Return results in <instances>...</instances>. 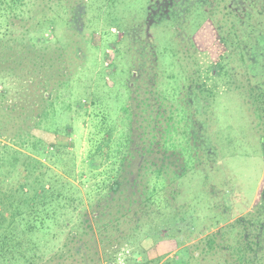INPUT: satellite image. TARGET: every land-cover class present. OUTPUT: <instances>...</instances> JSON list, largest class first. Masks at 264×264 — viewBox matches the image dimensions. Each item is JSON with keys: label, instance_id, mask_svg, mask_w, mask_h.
Segmentation results:
<instances>
[{"label": "rangeland", "instance_id": "1", "mask_svg": "<svg viewBox=\"0 0 264 264\" xmlns=\"http://www.w3.org/2000/svg\"><path fill=\"white\" fill-rule=\"evenodd\" d=\"M90 2V5L93 4L90 9L92 13L88 10L85 17L87 26L80 31L84 36L80 49L86 61L85 68L77 78L80 85H76L74 96L82 95L84 86L90 84L87 85L88 80L94 81L90 76L95 78L101 66L109 61L114 63V70L124 74L122 78L127 77L128 73L139 77V60L135 56L141 55L137 51L146 52L148 61L145 59V63L155 66L157 80L162 82L159 89L172 92L168 99L171 101L166 102L167 107L177 109L175 112L184 120L182 125L185 131L189 130L186 122L190 116L198 125L192 141L198 160L189 161L183 141L182 150L173 147L171 151L168 147L177 160V166L184 170L183 176L174 185L176 189L171 185L167 187L161 201L157 202L159 211L155 207L154 210L151 206L141 205V200H145L141 195L140 198L131 197L129 208L125 196L120 195V200L117 197L113 202L115 197L107 187L111 182L103 184L106 179L103 171L108 170L110 163L104 164L106 155L102 153L100 156L101 167L85 161L88 152L100 146L105 137L104 131H110L111 126L114 131L111 146H116V141L120 140V124L109 126L106 121L103 131H99L98 118L93 121L88 103H82L83 107L72 104L71 109L59 117L60 123L57 125L49 124L30 130L48 145H66L73 155V181L81 190L82 208L87 212L90 226L95 232L94 243L87 232L83 234V240L77 243L86 247H82L79 253H61L68 235L80 226V220L74 214L73 223L62 233L40 241L42 259L39 264H44L49 258L59 259L61 255L71 262L73 260L69 258L75 257L77 261L74 264H165L173 258L176 264H183L188 255L182 257L185 248L187 253H196L194 246L206 235L249 211L257 203L264 187V158L260 135L255 129L260 121L254 116L251 104L255 94H252V88L258 87L264 92V11L260 9L258 13L246 4L238 7L236 15H225L220 9L214 10V0H178L174 4L160 1L165 14H158L157 9L150 8L152 0ZM257 2L261 4V0L255 4ZM259 4L256 5L258 9ZM172 7L174 9H170ZM245 14L248 17L245 18ZM148 15H161L162 21L147 23ZM62 33L58 26L53 36L51 33L45 36L54 44L58 35L63 38ZM225 34L231 37L230 43L237 49L238 57L231 54L232 49L226 45V48L221 47L220 52L224 53V57L219 61V45L216 43ZM127 35H140L144 41L143 48L139 44L135 46L134 38H127ZM119 39L125 41L124 44ZM115 41L118 42L113 43ZM112 46L114 50L110 48ZM132 64L136 66L132 67ZM95 80L100 84L99 78ZM120 80L116 77L114 92L119 91L118 97L123 98L126 93ZM3 83L9 92L5 97H0V108L18 102L17 85L10 78L4 79ZM99 86L103 93L108 91L103 83ZM66 97L68 94L63 93L59 101ZM62 101L59 103L62 104ZM56 108L63 109L58 103ZM109 111L116 118L115 105H110ZM56 127L60 132L52 130ZM67 128H70V135H66ZM16 131L17 125L3 117L0 109V134L11 136ZM177 133L179 140L186 137L181 130ZM166 137L170 138V134ZM0 142L9 148L19 149L2 137ZM52 160L42 161L55 168ZM64 164L55 170L60 174L64 170L70 172L68 165L66 167ZM3 177L14 183L18 175L7 172ZM172 193H176V199L173 204L167 201L165 205V199ZM139 207L142 211H139ZM192 208L196 213L195 228L188 230V222L182 225L177 223L188 217ZM179 209L184 210L179 217L171 216L173 211ZM103 210L104 214L109 213V219L115 222L118 219L117 222L109 226L108 218L96 212Z\"/></svg>", "mask_w": 264, "mask_h": 264}, {"label": "trees", "instance_id": "2", "mask_svg": "<svg viewBox=\"0 0 264 264\" xmlns=\"http://www.w3.org/2000/svg\"><path fill=\"white\" fill-rule=\"evenodd\" d=\"M90 1L92 0H0V97H5L9 92L4 87V79L10 78L18 87V102L0 108L3 117L17 125V131L11 136L0 134V137L19 148H9L0 142V264H39L42 259L40 241L62 233L63 229L73 223L74 214L80 220L79 231H72L68 235L61 253L77 254L82 247H86L77 243L83 240L85 232L94 243L95 232L90 226L87 212L82 208L81 190L73 181V155L66 145H48L30 132L44 128L45 125H57L60 123L59 117L67 113L72 104L83 107L82 103H88L93 121L98 118L101 132L106 121L109 126L114 123L122 126L119 131L120 140L116 141L115 147L111 146L114 135L111 126L110 131H104L105 137L99 143L100 146L89 151L85 159L87 164L101 167L100 156L106 155L104 164L110 163L108 170L103 171L106 177L103 184L111 182L107 187L115 197L113 202L117 197L119 201L120 195L125 196L130 208L131 197L140 198L141 195L145 197V200H141V205H148L153 209L155 207L159 211L157 202L161 201L167 187L171 185L176 189L174 185L184 174V170L177 166L173 152L169 151L173 147L182 150L186 145L185 154L189 156V161L198 160L195 143L192 144L194 130L198 125L190 116L185 121L189 130L185 131L182 125L184 120L175 112L177 109L174 110V106L167 107L166 102L171 101L168 99L172 92L159 89L162 82L157 80L155 66L145 63V59L148 61L146 52L137 51L142 56H135L139 60V77H133L134 74H129L128 70V79L122 78L124 74L114 70V63L109 61L101 66L95 78L90 76L94 81L88 80L87 85L90 84L84 86L85 92L74 96L76 85H80V79L77 78L85 68L86 61L80 49V41L84 36L80 31L87 26L85 17L88 10L92 13L90 9L93 4L90 5ZM160 1L168 4L178 2L152 0L150 8L157 9L158 14H165ZM256 1L214 0V10L220 9L225 15H236L238 7L247 4L256 12L260 9L264 11V0H261V4L257 2L259 9ZM244 16L248 17L246 14ZM160 18L161 15H148L146 20L147 23L160 22ZM58 26L61 27L63 38L58 35L52 44L45 34L52 35ZM229 37L228 34L222 35L216 43L219 45V61L224 57V53L220 52L221 47L226 48V45H229L228 49H232L226 51L238 57L237 49L232 46ZM131 38H134L135 46L139 44L143 48L144 41L140 39V35ZM118 41L122 44L125 42L121 39ZM110 48L114 50L113 46ZM131 66L135 67L136 64ZM170 75L176 76L175 73ZM116 77L121 79L126 97L120 98L119 91L114 92ZM96 78L100 79V84H104V89H108L106 93H103ZM258 90V87L251 89L252 94L255 93L251 104L254 116L260 121L255 129L260 135L264 158V92ZM63 93L68 94V97L59 101ZM61 101L62 104L59 103ZM57 103L63 109L56 108ZM110 105H115L117 119L110 115ZM52 130L60 132L59 127ZM179 130L186 135L180 137V140L176 137ZM69 132L70 128H67L66 135H70ZM169 134L171 140L166 137ZM168 153L170 156H167ZM44 159H53L55 168L66 163L64 165H68L70 172L64 170L60 174L54 167L47 166L42 161ZM200 161L202 163V159ZM7 172L17 173L18 178L14 183L4 179ZM176 193L163 198L165 205L167 201L169 204L176 199ZM139 211H142L140 207ZM183 211L175 210L171 216L177 218ZM96 212L108 218V212ZM97 218L98 215L95 216L96 220ZM195 218L196 213L192 208L188 217L177 224L182 225L186 221L189 226L187 229L192 230L195 228ZM108 220L110 226L118 219L116 222ZM194 250V254L187 253V248L183 250L182 257L188 254L183 264H264V187L257 203L249 211L236 216L226 226L210 232L194 246ZM69 259L73 262L61 255L59 259H47L44 264H74L77 261L75 257ZM165 264H176L175 258Z\"/></svg>", "mask_w": 264, "mask_h": 264}]
</instances>
